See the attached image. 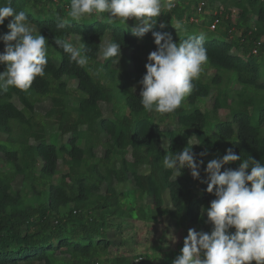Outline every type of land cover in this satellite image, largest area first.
I'll return each mask as SVG.
<instances>
[{
  "label": "trees",
  "instance_id": "1",
  "mask_svg": "<svg viewBox=\"0 0 264 264\" xmlns=\"http://www.w3.org/2000/svg\"><path fill=\"white\" fill-rule=\"evenodd\" d=\"M70 2L11 0L26 12L34 34L46 37L48 63L28 90L9 86L0 92V161L8 168L0 169V264H173L188 230L210 224L207 209L215 196L201 182L206 164L229 148L264 163V1L174 0L176 6L162 10L142 38L132 35L127 20L109 24L104 13L72 21ZM10 19L0 25V35L10 31ZM61 19L70 25L57 30ZM152 32L169 33L176 43L203 35L205 64L213 70L193 81V91L176 111L160 114L175 120L177 128L169 131L161 130L156 111L145 110L140 92L132 89L146 74L144 54L156 50ZM105 34L120 44L118 69L112 67L118 58L100 57L98 40ZM72 37L84 44L83 66L55 44ZM5 67L0 64V72ZM63 78L75 82L71 103ZM209 99L211 107L202 111L198 103ZM44 100L50 107L39 114L35 105ZM102 103L112 106V117L103 115ZM114 106L128 113H113ZM222 109L228 120L218 117ZM49 125L57 132L48 133ZM191 137L200 141L192 146L194 154L207 152L197 155L204 160L200 179L188 168L174 178L163 167V156L190 146ZM239 163L224 165L221 172L236 170ZM126 183L132 188L117 187ZM166 217L174 225H164Z\"/></svg>",
  "mask_w": 264,
  "mask_h": 264
},
{
  "label": "clouds",
  "instance_id": "2",
  "mask_svg": "<svg viewBox=\"0 0 264 264\" xmlns=\"http://www.w3.org/2000/svg\"><path fill=\"white\" fill-rule=\"evenodd\" d=\"M55 1V0H54ZM174 0H71L68 17L78 21L85 15L104 13L109 24L117 18L125 24L129 18L136 20L132 35L142 38L156 23L163 8L171 11ZM6 18L10 30L0 35L5 45L0 53V64L5 70L0 72V92H7L9 86L28 90L37 77L45 75L47 66V40L31 25L25 11H17L8 0L0 5V25ZM70 25L69 19H61L57 30ZM163 27V25H161ZM176 27H180L177 22ZM156 50L149 53L145 64L146 74L139 81L140 103L149 112L167 114L176 111L185 97L194 89L193 81L198 79L202 66L207 62L204 37L189 36L173 42L169 33L152 32ZM55 44L69 54L70 61L80 66L87 64L88 56L84 44L79 48L63 39H55ZM102 59L121 56L120 44L105 40ZM200 141L191 137L190 146L176 153L163 156V167L172 170L174 178L188 168L193 179H200V167L207 152L194 154L192 146ZM240 161L236 170L224 165ZM206 191L215 196L207 209L211 233L189 229L183 241L180 254L173 264H264V163L227 149L222 157L211 159L204 168ZM234 229V231H230ZM175 242V237L172 238Z\"/></svg>",
  "mask_w": 264,
  "mask_h": 264
},
{
  "label": "rangeland",
  "instance_id": "3",
  "mask_svg": "<svg viewBox=\"0 0 264 264\" xmlns=\"http://www.w3.org/2000/svg\"><path fill=\"white\" fill-rule=\"evenodd\" d=\"M162 10H168V9L167 8H163ZM201 22H202L201 20H198L197 24H198L199 27L203 28V25L201 26ZM126 24L128 25V27H132L133 28L136 25V20L134 18H129V19H127V23ZM210 29H212V27H210ZM201 30H203V29H200L199 32H201ZM105 40H109V35L108 34H105V36L101 37L98 40L99 44H100V49H99L100 57H102L101 48H102ZM70 42L74 45V47L79 48L81 46V42H80V40L78 38L72 37V40ZM4 47H5L4 43L1 44V49L2 50H4ZM146 52L147 53L144 54V58L147 61V57H148L149 53L152 52V51H146ZM115 61L112 63V67L114 69H118L120 66H119V64H116ZM212 74H213V70L210 69L209 67H207L206 64H204L202 66V72H201V74H200L198 79H204V78H206L208 76H212ZM62 82H64L66 84V88H67V91H68L67 92V97H68L69 102L71 103V100L74 97L73 89H75V82L71 81V80H69L67 78H63ZM141 88H142V85H133L132 86V89H133L134 92H140ZM15 104L18 107H21L20 103L17 100H15ZM211 104H212V100L209 99V100L202 101V102L198 103L197 106L202 111H204V109H209L211 107ZM35 106H36V112L37 113L44 114L49 109L50 103H49L48 100H44V101H41L40 103H37V105H35ZM100 108H101L102 113H103L104 116H110V117L113 116V114H112V106L111 105L102 103V104H100ZM116 110H119L120 114L128 113L127 109H124L123 106H121L120 108L118 106H114L113 107V113ZM153 117H154V120L159 124V127L161 128L162 131H169V130H172L174 128H177V124H176L175 120H172V119H169V118H163V117H161L160 113H157V112L153 113ZM218 117L221 120H223V121L228 120L229 119V113H228V111L226 109H222V110H220L218 112ZM47 131H48V133H54V132H57V128L55 126H53V125H49ZM161 147H162V149L166 148V140L165 139L162 140ZM102 154H103V150L101 148H98L97 149V155L98 156H102ZM126 158L129 161H132V157L130 155V151H128V153L126 155ZM0 169L2 171H4V170H6L8 168L5 167L3 165V163L0 161ZM140 172L146 173L147 172L146 167H141ZM189 172H190V170H189ZM54 181L56 182V180H54ZM19 182H20L19 178L16 179V182H14V187H18L19 186ZM117 187L121 191L122 190L123 191L124 190H129V189L132 188L131 184H129V183H126L124 185H118ZM104 190H105V187L103 186L102 187V192H104ZM144 201H145V203H150L151 204V200L149 198H145ZM161 220H162V223L164 225H174L173 220H170L167 217L164 218V219L161 218ZM211 225L212 224L210 223L208 226H206L204 228H200L198 230L199 231H205V232H211V230H212V226ZM110 235L113 238H115L117 241L120 239V235L117 232H111ZM162 259H163L162 255L159 254V256L157 258V261L160 262V261H162Z\"/></svg>",
  "mask_w": 264,
  "mask_h": 264
},
{
  "label": "built area",
  "instance_id": "4",
  "mask_svg": "<svg viewBox=\"0 0 264 264\" xmlns=\"http://www.w3.org/2000/svg\"><path fill=\"white\" fill-rule=\"evenodd\" d=\"M261 1L263 2L264 0H261ZM202 5H203V4H201L200 7H201ZM199 11H200V8H199Z\"/></svg>",
  "mask_w": 264,
  "mask_h": 264
}]
</instances>
